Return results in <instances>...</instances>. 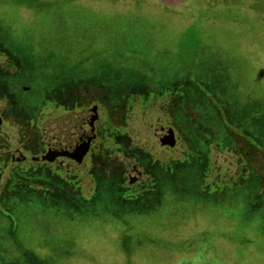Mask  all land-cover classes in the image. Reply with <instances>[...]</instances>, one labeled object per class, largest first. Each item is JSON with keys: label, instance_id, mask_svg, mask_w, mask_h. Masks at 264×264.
<instances>
[{"label": "rangeland", "instance_id": "1", "mask_svg": "<svg viewBox=\"0 0 264 264\" xmlns=\"http://www.w3.org/2000/svg\"><path fill=\"white\" fill-rule=\"evenodd\" d=\"M185 1L0 0V112L10 105L11 116L8 119L5 112L3 121L10 137L5 144L9 142L17 160L11 162V174L7 167L0 172V221H11L17 207L19 216H26L23 221H30L32 230L39 232L47 226V216L61 209H50L51 203L15 206V199L34 196L79 207L78 201L93 199L96 187L103 183L127 206L150 198L159 187L161 197H171L174 186L168 177L160 176L168 173L175 182L177 171L184 172L186 166L197 174L189 171L184 180H191L192 187L196 182L197 190L206 195H221L250 170L262 176L261 151L229 119H246L252 126V111L257 104L264 107V0ZM184 4L187 10H179ZM8 59L11 76L6 73ZM122 71L125 74L119 77L135 74L146 83L123 80L113 88L98 79L103 74L112 80L115 75L111 74ZM79 75L83 81L78 83L63 80L79 79ZM203 77L219 86L225 107L207 92L206 84L197 82ZM75 103L87 107L59 116L65 106ZM262 114L259 122L264 121ZM68 116L87 121L91 150L84 151L78 162L57 158L45 171L44 164L31 161L43 151L41 132L54 139L71 127ZM104 126L110 127L106 134ZM157 127L171 131L172 146L159 145L153 133ZM18 148L22 151L17 152ZM245 149L249 156L243 154ZM20 156L26 160L19 163ZM130 162L139 164L132 174ZM138 171L143 173L140 180ZM166 187L171 190L167 194ZM244 187L241 184L225 193V200L186 192L191 199L184 207L190 210L184 211L183 221H126L122 207L110 218L113 233L50 236L54 248L48 251L29 242L33 252L28 260L47 257L66 264L63 258L70 256V264H174L169 257L173 251L163 246L181 241L191 247L176 255L186 256L189 264L191 259L196 264H264V221L245 224L230 218L244 205L239 198L249 191ZM242 189L246 191L240 194ZM254 200L250 199L251 204H264V192ZM166 204L173 205L170 200ZM200 205H208L211 214L206 215ZM126 224H131L133 232L137 228L136 234L152 235L159 244H134L142 235L134 234L129 251L123 250L128 246L121 234ZM11 225L9 235L16 229ZM219 227L232 234L229 245L222 241ZM4 231L0 228V258L11 264V238ZM242 232L245 245H235ZM206 236L211 242H202L208 240ZM70 239L75 241L72 246Z\"/></svg>", "mask_w": 264, "mask_h": 264}, {"label": "trees", "instance_id": "2", "mask_svg": "<svg viewBox=\"0 0 264 264\" xmlns=\"http://www.w3.org/2000/svg\"><path fill=\"white\" fill-rule=\"evenodd\" d=\"M93 1V0H92ZM184 3H187L185 0H183ZM186 4H184L183 6L181 5L179 7V10L182 11H186L187 7L185 6ZM101 69V67H99ZM104 69V68H102ZM127 73H129L128 71H126ZM182 73H184L185 75L188 74L190 75L191 73H188L187 71H183ZM118 74V75H117ZM117 74H111V75H115L113 76L112 80H108L106 78L107 75H100V78H98L99 80L103 81L104 80L107 82V84L109 83L111 85V87H115V84L118 82H122L123 80H129L132 81L133 80H137L139 82L142 83H146L143 82L142 79H140V77L138 75L135 74H130L129 77H125V78H121L119 77V75H124L125 71H122L120 73ZM181 74V73H180ZM109 75V74H108ZM79 79L77 77H75L73 80H71L70 78H64V81H74V82H80L83 81L82 79V75H79ZM116 77V78H115ZM76 79H78L76 81ZM199 81L197 82H202L206 87L207 92H211L219 101L223 103V101L225 100H220V97L222 98V95L220 94L219 90V86H213V84L210 85V80L208 77H203V78H199L197 79ZM50 81L47 82V84ZM187 83V82H185ZM196 85V84H195ZM194 85V86H195ZM207 85H209L207 87ZM197 86V85H196ZM195 86V88H196ZM196 90H199L198 87ZM200 93H204L202 91H200ZM205 94V93H204ZM206 95V94H205ZM184 97V95H183ZM186 99V97H185ZM187 101V99H186ZM260 105V104H259ZM257 104L256 109H254L252 111V117L255 119L254 124L248 123V121L246 119H229L228 113L226 111L227 117L228 119L236 125L241 126V128L250 136V138L253 139L257 149L259 148V150L261 152H258L259 155L262 157L263 160V165H264V121L263 122H259V119L261 117V115H263L262 113H264V107L262 108L261 105L259 106ZM187 110L189 109V104L187 103ZM226 106V103L224 105V107ZM192 110V109H191ZM196 109H194V111H196ZM226 110V108H225ZM197 119V118H196ZM250 125V126H249ZM217 140L219 141L218 137ZM230 143L234 142L233 144H238L239 142L236 141H229ZM199 145H203V144H199ZM224 146H229L228 143H223ZM243 154L249 156V151L247 149H245V152H243ZM249 161V160H248ZM187 170H183L184 172L177 171V175H176V181L174 182L173 179L171 177L168 176V173H163L161 174V177H168L169 179V183L174 186V190L172 193L170 192V188L166 187L163 188V192L164 193H168L170 192L171 197H167V195L163 194L162 196V192H160V187L157 188L155 191L152 192V195H150V198H144V199H140V200H135L133 204L127 206V205H123L121 204L118 200H116V192L113 190V188L111 189L110 187H108L107 184L103 183L101 185H99V187H96V192L94 193V197L93 199H90L86 202H81L78 201L79 207H76L77 205H75L73 208H70V206L67 205V203H53V201H49V200H42V199H38L33 197H27V198H23L22 200H14L15 201V206L17 205H24L27 203H38L39 205L42 204H49L48 206H52L50 207V209H55L54 207L58 208L61 212L59 214L56 213V215L51 216V218H49V215L47 216L48 218H46V223L47 226L44 227L42 230H40L39 232L33 231L31 224L29 223L30 221H23L24 217H26L25 215L22 214L23 217L19 216L18 212L16 211L17 207H14L12 210V217H11V221H0V228H3L5 231V233L11 238V264H14L15 262H17L16 264H28L30 262V264H56L57 260L52 259V258H42L41 259H37V262L35 261H31L28 260V254L32 253L30 251V246L29 245H34V247H36V249H40L43 251H48V250H53L54 246H53V241L49 240L48 237L50 236H60V235H64V236H73L74 235H81V234H109L112 232L111 229H113V227L111 225H113L112 222H114L112 219H114V214L115 211L122 209L123 207V215H125L127 217L126 221H183L186 218V215H184L186 213V211L190 210V207H184L185 203H187V205L190 204V199L191 196H187L185 197V193L186 192H191V193H197L198 195L200 194L201 196H205L207 197L206 199H209V197H215L218 200L220 198H222L223 200H225L223 198V195L225 193H232L234 191V189L243 184V186H245L244 188L246 189L247 187H249V194L245 189H242V191H240L239 193L241 194V192H245L244 194H242L239 198L240 201L242 202V204L244 203V205L242 206L241 209H238L236 212L235 217H230L233 221H242L243 223L247 224L249 221H264V204L262 205H258V203H253L251 204V200H257V198L260 197V195L264 192V172L261 175H259L256 170H250L247 174L246 177H243L244 175L241 174L239 180L237 181L236 184H233L231 187L227 188L226 190L218 193L221 195L216 196V194L213 193H209L208 195H206L205 193H201L199 192V190H197L198 186L196 184V182L193 184L192 187V182L191 180H188L187 178L184 180V175L188 176L189 171H193V173L197 174L196 171L194 169H191V167L186 166ZM264 171V169H263ZM159 183V181H158ZM104 186V187H103ZM253 190V192H252ZM161 193V195H159ZM238 193V194H239ZM256 194V195H255ZM159 195V196H158ZM231 195V194H230ZM237 195V194H236ZM254 195V196H253ZM227 197V196H226ZM225 197V198H226ZM248 197H250V199H248ZM253 197V198H252ZM221 199V201H222ZM167 200H170V204H173L171 207H169V205L166 204ZM254 200V201H255ZM160 201V202H158ZM223 202V201H222ZM249 202V204H248ZM209 203V202H208ZM192 204V203H191ZM205 206V207H203ZM200 208L204 210V213L207 215L211 214V208L208 205H200ZM125 209L126 212H125ZM194 210L195 209H191ZM110 211V212H109ZM143 213H141V212ZM177 211V213L174 215L173 218H170L169 215L171 213H175ZM185 211V213H184ZM229 211V210H228ZM179 213V215H178ZM110 217H108L109 215ZM108 215V216H107ZM231 216V214H229ZM77 217H81L82 219H80V223L79 221H77ZM88 217H92L94 219H92V221H90V219H87ZM98 221V222H95ZM111 223V225L109 224ZM11 224H14L16 226H14V228L16 229H11V235H9L10 233L9 230L11 228ZM133 225H137L134 222H132ZM159 227V226H158ZM124 230L123 232H121V234L123 235V237L125 236L126 241H128V246L123 248V250L125 249V251H129V245L133 244L131 241L134 237V234L136 236L141 235V239H135L134 244L136 243L137 245H141L144 244L145 242H150V244H156L158 243L156 240H152L153 236H149L147 234H145L144 232L142 233H137V228L136 232H133L131 229H133V227L131 226V224H129V226L126 224L125 226L122 227ZM220 229V227H219ZM218 229V230H219ZM129 230V231H128ZM149 231V230H148ZM153 231V230H151ZM151 231H149V234H151ZM221 232V233H220ZM220 234L222 235V241L226 244L229 245L232 241H230V238H232V234L230 233V231L228 230L227 233H224L223 228L220 229ZM263 232V231H262ZM261 232V233H262ZM44 234L45 239L40 238L39 234ZM113 233V232H112ZM228 233H230L229 235H227ZM260 233V236H262V234ZM40 234V235H41ZM218 234V235H220ZM240 234V233H239ZM32 235V236H31ZM36 235V237H34ZM230 236V237H229ZM240 237L235 238L236 242L234 243L235 245L237 244L238 246H243L245 245L244 242V237H243V232L239 235ZM138 238V237H136ZM206 238L208 239V237L206 236ZM213 238V237H212ZM156 239V238H155ZM211 239V238H209ZM206 240L203 238L202 242H206V241H210V240ZM30 240V241H29ZM72 241L73 243H75V241L72 239H70V243L68 244L70 246H72ZM29 242H31V244H29ZM67 242V240H66ZM211 242V241H210ZM159 244V243H158ZM164 245L167 246H163L164 249L170 248L171 251H173V253H169V257L172 258L171 260H174V264H189L188 262V258L185 256L184 258H182V256L180 258L177 257L176 252H178V250H182V248H184V250H186V252H188L187 248L191 247V245L189 244H185L183 245V242L181 241H175L174 242H169L166 243ZM162 246V245H160ZM159 247V246H157ZM33 249V248H32ZM208 249V248H207ZM183 252V251H182ZM185 252V253H186ZM184 253V254H185ZM2 257V256H0ZM193 258V257H192ZM36 260V259H35ZM72 257L67 256L63 258L64 263H68L70 264L68 261H71ZM191 263L192 264H196L195 261L193 259H191ZM0 264H7V261H5V259L0 258Z\"/></svg>", "mask_w": 264, "mask_h": 264}, {"label": "flooded vegetation", "instance_id": "3", "mask_svg": "<svg viewBox=\"0 0 264 264\" xmlns=\"http://www.w3.org/2000/svg\"><path fill=\"white\" fill-rule=\"evenodd\" d=\"M9 61V59L7 60V62ZM6 73L11 76V62H8V67L6 69ZM11 96V95H10ZM61 107L63 108V105H61ZM87 106L86 104H79V103H75V104H71L68 106H65V110L62 114H60L59 116H64L67 111H71V110H77L79 111L80 109H85ZM5 108V107H4ZM7 109V111L5 110ZM3 111L0 112V172L5 170L7 167V172H9L11 174V162L15 163V157H14V153L13 151H11L10 148V144L9 142L5 144V139L10 140V137H7L6 133H5V127L3 126V121H6V117H5V112H7L8 115V119L9 116H11V108L10 105H7ZM68 120H70L71 123V127H68L65 130H62L61 133L58 134L57 137H55L54 139L50 136H45L43 135V133L41 132V141H40V145L42 146V152H39L38 155H33L34 157H31V161L34 163H41L44 165H41L42 169L47 171V167L46 165L51 164L52 162H54L57 158H61V160H65V159H73L71 157H66L63 152L66 151H78L80 149H83V151H87L90 152L91 150V145H92V140L89 131L86 130V123L87 121L83 120V119H79L75 120L73 118H70L68 116ZM8 123L10 124L11 122L8 121ZM64 125V123H62ZM97 121L94 123V131L93 134L96 136L97 132H98V127L96 126ZM63 129V128H62ZM104 133L106 134V132L108 131V129H110V127L108 126H104ZM153 133L155 136V139L158 141L159 145L164 146L169 148L170 146L173 145L174 143V139L172 140V144L171 145H167V144H163V139L161 138V135H163L165 133V130H161V128L157 127L153 129ZM29 134V133H28ZM93 135V136H94ZM73 147V149H72ZM27 148H23L21 150V148L16 149L17 152L22 151L24 152V150H26ZM58 152H60V154H58ZM51 153V154H50ZM73 155V154H72ZM51 156L50 160H47V157ZM91 156V154H90ZM26 160L25 156H20L19 157V163L24 162ZM75 161V159H73ZM17 162V160H16ZM51 162V163H50ZM137 167H139V164L137 165H133V162L129 163V172L132 174L134 173V171H137ZM138 174H140L138 177V180H140L141 175L143 173L138 171ZM134 180H136L134 178ZM129 183H132V179L129 177Z\"/></svg>", "mask_w": 264, "mask_h": 264}, {"label": "water", "instance_id": "4", "mask_svg": "<svg viewBox=\"0 0 264 264\" xmlns=\"http://www.w3.org/2000/svg\"><path fill=\"white\" fill-rule=\"evenodd\" d=\"M60 120H61V118H60ZM161 138L163 139L162 140L163 141V144H167V145H171L172 144V140H173L172 139V133H171V131L169 129L168 130H165V133L163 135H161ZM58 154H60V152H58ZM63 154L66 157H71V158L75 159L76 162H78V161H80L82 155L84 154V151H83V149H80V150L75 151V152H73V151H66V152H63ZM50 159H51V156H48L47 157V160H50Z\"/></svg>", "mask_w": 264, "mask_h": 264}]
</instances>
